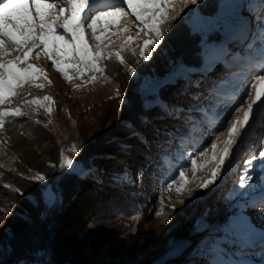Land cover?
Masks as SVG:
<instances>
[{
	"label": "rangeland",
	"instance_id": "374dc122",
	"mask_svg": "<svg viewBox=\"0 0 264 264\" xmlns=\"http://www.w3.org/2000/svg\"><path fill=\"white\" fill-rule=\"evenodd\" d=\"M56 2L59 3V0ZM225 2L226 0H198L197 4L186 8L181 16L172 21L168 31L164 34V39L157 45L163 57L159 62L154 63L153 52L149 60H142L139 57L138 45L133 43L131 48L136 50V55L130 54L128 50L125 51V54L132 55L134 64L128 61L124 65H117L114 61L110 62L104 76L79 89L65 81L62 75L52 67L51 61L43 56L40 59H31L30 62L37 64L48 73L51 83L45 82L43 88H37L31 84L26 85L20 89L17 96L12 98V103L6 104L4 107H16L25 100L46 95L53 97L55 107L50 116L46 115L43 109L39 112L29 111L27 115L22 116L23 119L18 117L17 125L14 124L16 120H13L10 121L9 126L0 129V264L6 263L13 257L15 246L19 248L18 250L21 249L18 245V236L21 233L27 234V236L37 233L40 240L36 238L38 236H35L31 241L36 244L44 243L45 248H49L47 242L53 234L54 226L58 223V217L54 211L53 214L49 213L51 217L45 218L44 223L34 221L38 214H41L42 217L44 214L42 207L37 212H33V208H39L40 193L44 196L45 204L56 205L59 200L60 186H68L70 183L64 174L70 172L84 174L83 162H86L97 150L113 145L115 142L119 152L120 150L124 151L127 145L122 142V137L117 133V130L122 124L120 120L124 117L125 111L123 113V110L126 106L128 86L139 89L145 94L152 92L160 83L158 76L155 75L157 71H160L165 63L170 65L171 70L175 69L171 57L174 53L171 43L180 41L182 34L177 29H172V24L183 18L194 31L206 34L204 35L206 38L214 32L211 22L217 19ZM223 11L229 10L223 9ZM243 15L249 16L244 12ZM133 20L134 17H124L122 23L130 24ZM136 31L137 29L133 25L129 34L135 36ZM220 33L224 39L219 44V50L230 44L229 34ZM118 47L119 41L114 45V48ZM242 49L243 46L240 45V54L237 53L240 57L244 55ZM227 53L225 49V52L220 50L217 53L213 51L208 54V63L212 66L207 67L209 68L208 75L204 77L203 84L198 85V90L200 89L198 93L202 94L199 108L209 109V101L219 100L220 103L215 112L209 110L208 117H205L201 111L189 112L188 110L194 108V105L183 103L179 108L184 111L176 116L177 121L166 122L169 126L174 124L178 128L167 130L172 139H168L169 146L164 147L165 155L158 152L157 147L160 145L155 143L151 134L144 136V140L135 144L133 153L129 156L132 167L128 172H117L122 176L120 178L127 175L129 179L131 178L129 174H133L132 178L135 180L133 186L136 188V194L143 201L141 204L144 206V213L125 218L101 215L103 207L98 203H105V199L102 197L106 188L95 185L90 190V196L88 193L84 196L86 206L83 210L87 217L81 220L77 230L79 234L72 244L83 250L92 247V244L98 245L101 248L105 247L104 253L107 255L112 253L117 256L130 252H146V249L149 248V251L154 246L157 248L165 246L175 239V233H182L180 230L184 229L183 224L187 217L194 212L203 198L211 194L214 189L222 186L226 189L233 181L239 180L244 170V161L260 150H264V117H261L258 112L251 127L238 138V147L235 149L232 163L228 169L222 170L221 176L209 188H197V184L210 175V168L198 171L193 177L190 160L195 156L198 164L202 163L203 159L199 157V151L207 148L211 152V143L217 135H220V146L222 147V142L227 138L229 125L236 116H242V112L234 110V107L241 105L235 104L233 107L227 102L226 97L237 91L242 95L246 85L237 83L232 77L233 74L241 71L244 61L237 56L233 62ZM254 63H258V60ZM135 64L137 67L140 64L145 65L143 67L145 73L137 71ZM133 68L135 72L130 74L129 69ZM260 74H264V72H261L259 67H255L251 69L248 78L255 79V76ZM88 78V76L84 77L85 80ZM224 82L227 83L221 88L220 85ZM75 83L81 84L83 81L77 79ZM117 91L119 95H117ZM146 104L151 105L148 101ZM221 120L223 121L222 126ZM193 126L196 128L195 131L192 130ZM112 137L121 141L119 143L113 141L116 138L110 140ZM158 141L167 142L164 138H158ZM73 144L80 148L79 153L69 150ZM61 150L64 151L65 156L74 161L70 169H62L60 166ZM115 152L118 153V151ZM151 156L160 161L163 168L159 166L160 168L155 169V172L148 173L145 164L148 161L151 162L149 159ZM105 163V161L100 163L104 170L113 171L115 164L113 162ZM153 167L156 168L157 165ZM180 170L186 172L187 178L191 181L188 188L192 191H184L181 194H177L174 189L166 191L167 184L173 178L178 177ZM157 172H161L163 175H158ZM37 173L44 174L46 180L29 179V177L36 176ZM260 179L261 173H257L254 176V182L259 185ZM100 182L103 184L104 178ZM6 185L11 187L7 188ZM13 189L20 191L15 192ZM239 192L231 191L227 195L228 204L225 208L230 213L226 215L231 214L232 218L241 210L239 205L251 203L254 204V207L244 208L245 216L257 227H264V217L261 215L264 213V202H262L264 196L259 188L248 192L247 195H239ZM161 200L164 206L163 214L156 216V212L161 211ZM173 206L175 207L173 208ZM216 213H220V211ZM216 219L217 216L213 215L207 221L200 219V222L205 225L204 229H207ZM254 247L259 257H249L245 261L247 264H264V246L257 243Z\"/></svg>",
	"mask_w": 264,
	"mask_h": 264
},
{
	"label": "snow or ice",
	"instance_id": "6c2138e0",
	"mask_svg": "<svg viewBox=\"0 0 264 264\" xmlns=\"http://www.w3.org/2000/svg\"><path fill=\"white\" fill-rule=\"evenodd\" d=\"M197 2L198 0H59L57 3L56 0H0V129L8 121L25 116L29 111L39 112L43 109L49 116L54 111L55 101L47 95L25 100L16 107H4L11 104L12 98L26 85L43 88L45 82L51 83L48 73L30 62L32 58L40 59L43 56L51 61L52 67L65 81L73 84L76 89L82 88L104 76L110 62L124 65L126 50L136 55V50L131 48L133 43L139 47V57L149 60L153 49L164 39L172 21ZM223 9L229 11L225 12ZM244 11L249 16H244ZM128 16L134 17V20L130 24L122 23L123 18ZM211 24L212 30L228 33L230 43L243 46L244 55L237 56L244 63L241 71L233 74L232 78L246 87L243 88L242 95L237 91L226 97L233 107L235 104L241 105L234 107V110L242 112V116H236L229 125L222 147L220 135H217L211 143V152L207 148L199 151L202 163L198 164L195 156L190 160L193 177L198 171L210 168V175L197 184L199 189L209 188L221 176L222 170L228 169L238 147V138L251 127L258 112L264 117V74L256 75L255 79L248 78L252 68L259 67L264 72V0H226L221 13ZM133 25L137 29L135 36L129 34ZM204 35L206 34H202L204 55L201 66L207 68L212 65L208 63L205 52V48L210 46ZM117 41L119 47L114 48ZM257 60L258 63H254ZM134 72V68L129 69L130 74ZM170 75L174 80H183L191 87L192 74L186 66L178 65ZM85 76L89 78L85 80ZM77 79L83 83L76 84ZM195 83L199 84V81ZM226 83H221L220 87H224ZM201 98L200 93L190 97L192 101ZM208 103L209 109L190 108L188 111H201L208 117L209 110L215 112L220 101ZM154 106L169 117L178 116L184 111L156 97ZM222 124L221 120V126ZM192 130H196L195 126ZM69 150L79 153L80 148L73 144ZM60 159L62 169L73 166L74 161L65 156L63 150ZM258 172L261 173L259 185L254 182V176ZM29 179L44 181L46 176L37 173ZM123 179H128L127 175ZM189 183L191 181L186 172L180 170L178 177L173 178L165 190L174 189L177 194L191 192ZM237 186L240 189L239 195H247L258 187L264 196V150L244 161V170ZM249 206L254 207V204L239 205L241 210L221 226L220 235L207 249V264H247L243 259L246 250L257 243L264 246V227H257L244 214V208ZM163 207L161 200V211H157L156 216L163 214ZM261 215L264 217V213Z\"/></svg>",
	"mask_w": 264,
	"mask_h": 264
},
{
	"label": "trees",
	"instance_id": "16d2710c",
	"mask_svg": "<svg viewBox=\"0 0 264 264\" xmlns=\"http://www.w3.org/2000/svg\"><path fill=\"white\" fill-rule=\"evenodd\" d=\"M244 14L249 15L247 11H244ZM172 29H177L182 34L180 41L171 43L174 50L171 55L173 66L176 68L178 63H180L179 65L187 67L192 74L191 87H188L183 80H174L170 75L174 69L171 70L172 68L167 63L155 74L158 76L160 83L152 92L145 94L139 89L129 88L128 86L126 90V106L123 110V113L124 111L125 113L122 120H120L122 124L117 130V133L122 137V142L127 145L124 151L120 150L119 152L115 142L113 145H108L107 149L104 147L97 150L93 156L83 162L84 174L78 172L64 174L70 183L68 186H60L61 190L58 191L59 200L56 205L48 206L45 204L44 196L40 193L38 197L40 200L39 208H33V212H37L42 207L44 214L43 217L38 214L36 216L38 219L36 218V220H34V216L32 219L39 223H44L45 218L51 217L50 214H53L52 212L54 211L58 217V223L54 226L53 234L47 242L49 243V248L46 249L44 243L36 244V242L33 243L31 241L32 237L35 236H38L36 238L40 240V236L37 233L30 236L21 233L18 236V245H20L21 249L18 250L19 248L15 246L13 257L4 264H207L206 257L209 245L220 235L221 226L232 216L231 214L226 215L230 213L225 208L228 204L227 195L231 191H240L237 186L239 180L233 181L226 189H224V186L216 188L211 194L203 198L196 206L194 212L187 217L183 224L184 229L180 230L182 233H175V239L165 246L159 248L154 246L149 251V248L146 249V252H130L117 256L112 253L107 255V253H104L105 247L101 248L98 245L92 244V247L83 250L79 246L72 244V241L79 234L77 230L81 220L87 217L83 210L86 206L84 204L86 202L84 196L87 193L90 196V190L95 185L106 188L102 197V199H105V203H98V205L103 207V211L100 212L101 215H114L125 218L144 213V206L141 204L143 201L136 194V188L133 186V181H135L132 178L133 174H129L131 178L122 180L123 178H120L122 176L117 172H128L129 168L132 167L129 162V156L133 153L135 144L141 143L144 140V136H150L151 134V138L155 139V143L160 145L157 147L158 152L161 155H165L163 152L164 147H168L170 143L168 139H172L168 131L178 128L174 124L169 126L167 123L175 122L177 119L176 116L169 117L165 115L158 107H155L154 97L176 107L182 106L183 103L194 105V108L201 106V99L192 101L190 97L200 91V89L198 90V85L203 84L204 77L208 75L207 72L209 71V68L201 66L203 63L202 56L204 55L202 53L203 33L194 31L183 18L174 22ZM204 39L210 46L205 48L207 55L213 51L216 53L220 50L225 52L226 49L228 52L227 56L235 62L237 53L240 54V45L235 43H230L226 48L219 50V44L224 39L219 31L212 32ZM152 52L154 63L159 62L163 58L159 46H156ZM125 56L126 61L134 64L132 55L125 54ZM135 65L133 66H135L137 71L140 70V73H145L143 69L145 65L140 64L139 67H137V64ZM196 81H199V84H196ZM147 101L151 105H147ZM20 118L23 119L22 117ZM13 120H16L15 125L19 123L17 121L19 118ZM10 121L6 123V126H9ZM185 130L187 129L185 128ZM115 138L112 137L110 140ZM158 138H164L167 142H160ZM113 141L119 143L121 140L116 138ZM115 151H118V153ZM149 159L151 162L149 163L148 161L145 164L148 168L147 171L148 173L155 172V169H159L162 163L154 157L152 158V156ZM101 161L106 163L113 162L115 164L113 171H105L102 164L100 165ZM154 165H157V167L154 168ZM157 173L158 175H163L161 172ZM102 178H104L103 184L100 182ZM218 211L220 213H216ZM213 215L217 216L216 221L209 228L204 229L205 225L200 222V219L207 221ZM198 237L200 238L198 239ZM249 257H259L255 247L246 250L243 259L245 260Z\"/></svg>",
	"mask_w": 264,
	"mask_h": 264
},
{
	"label": "bare ground",
	"instance_id": "6f19581e",
	"mask_svg": "<svg viewBox=\"0 0 264 264\" xmlns=\"http://www.w3.org/2000/svg\"><path fill=\"white\" fill-rule=\"evenodd\" d=\"M229 93V92H228ZM225 94H227V93H225ZM223 99V98H222Z\"/></svg>",
	"mask_w": 264,
	"mask_h": 264
}]
</instances>
